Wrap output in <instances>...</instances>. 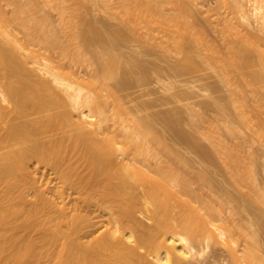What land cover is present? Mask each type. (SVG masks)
Masks as SVG:
<instances>
[{
    "label": "bare ground",
    "instance_id": "1",
    "mask_svg": "<svg viewBox=\"0 0 264 264\" xmlns=\"http://www.w3.org/2000/svg\"><path fill=\"white\" fill-rule=\"evenodd\" d=\"M8 1L15 6L12 17L7 15L0 3V264H191L190 256L204 254L211 245L221 241L220 238L222 242L237 243L235 236L238 230H245L248 225L242 223L221 229L214 224L216 217L223 216V207L221 204L222 208H217L220 203L215 200L214 204L210 191L201 192L204 187L210 189L211 184L205 182L206 177L198 173L201 187L194 186L193 176L189 177L190 174L187 176L185 171L184 174L174 168L177 163L186 165V153L166 145L168 143L161 140L163 136L157 138L161 148L155 149L150 145L157 137L153 132L156 119L151 115L153 112L143 110V114L134 115L135 118L120 105L123 112L111 119V102L104 99L101 92L81 98V89H75L74 83L63 80L48 64L44 67L31 66L36 63L34 55L11 33L8 24L15 20L23 26L33 24L35 27L31 34L42 32L36 37L33 33V39L47 45L60 44V33L52 31L54 27L51 28L49 18L44 16L39 19L29 14L39 0ZM44 1L59 3L64 20L71 18L67 12L71 0ZM85 1L77 0L76 4ZM91 1L112 7L113 0ZM156 2L161 6L166 3L164 0ZM252 2L253 11L249 10V4L246 8L245 4L249 2L239 0L234 12L250 21L252 16L255 17L257 24L258 21L260 23V29L256 31H264V0ZM174 16L183 19L179 12ZM79 17L80 12L76 11L73 18ZM172 19L168 16L166 25L157 28L162 33V39L180 50L188 39L198 43L197 46L203 44L194 32L176 31L171 26ZM145 21L149 25L154 22L149 17ZM234 22L232 25L236 22L242 25L238 20ZM244 26L239 28L236 25L235 31V27L231 26L233 32L230 26L220 29V38L228 47L225 56L223 54L222 59L218 58L226 73L223 79L231 81L227 74L236 68L239 69L238 81L243 79L252 88L264 86L263 34L255 33L249 23L242 31ZM96 33L94 28L89 27L76 30L71 37L73 49L82 56V52L90 46V38L93 39ZM66 49L63 48V51ZM97 55L101 56L100 53ZM108 55L109 58L102 63L104 70L100 69L101 73L97 71L98 78H116L120 63L114 54L109 52ZM232 65L235 66L233 69ZM38 70L50 79L40 76ZM61 90L70 97H67L69 100L64 98ZM110 95L114 97L112 93ZM66 100L70 101L68 106L79 111L76 120L72 116L73 109L71 112L65 105ZM242 103H236V107L242 109L240 117L244 126L250 128L251 123L257 125L247 117L250 111L245 114L244 108H240ZM61 107L69 108L70 112H64ZM92 113L100 116L94 129L88 121ZM121 120L132 122V131L126 132L125 128L129 130L130 126H125L126 123ZM109 122L119 130V136L134 140L144 148L136 151L125 149L123 142L118 139L110 142L107 136L104 141L102 136L106 135L108 126L111 127ZM263 125L253 132L257 140H264ZM216 151L228 159L226 165L238 175V183L251 182L249 202L264 204V194L257 185L251 163V167L237 173L240 167L235 150L222 145ZM31 161L51 167L60 180L61 186L54 190V198L51 197L54 194L49 196V183L39 185L37 176H32L29 170ZM68 191L79 195L72 204L65 201ZM227 195L224 193L221 196ZM235 199L232 198V201ZM240 200L237 199L243 201ZM96 209L108 211L112 218V230L107 228L93 239L83 241L85 236L100 227L101 217H96L95 222L94 217L89 215ZM237 209L238 206L234 205L232 211L241 212ZM140 210L141 213L149 211L150 224L136 217V211ZM254 221L257 223V215ZM252 238L253 242L243 251L229 247L232 250L229 264L264 263V256L259 254L256 230L252 232ZM150 256L155 261H151Z\"/></svg>",
    "mask_w": 264,
    "mask_h": 264
},
{
    "label": "rangeland",
    "instance_id": "2",
    "mask_svg": "<svg viewBox=\"0 0 264 264\" xmlns=\"http://www.w3.org/2000/svg\"><path fill=\"white\" fill-rule=\"evenodd\" d=\"M76 1L68 2L67 12L71 16L68 20H64L65 16L63 17L61 14L59 3L48 4L44 0H39L36 7L29 12L35 18L42 19L44 16L49 18L52 27L49 26L52 29L54 27L52 31L60 33L62 44L47 45L35 41L33 33H35L34 37L39 33L31 34L35 27L33 24L23 26L17 20L8 24L7 27L11 33L19 38L34 55L33 59L36 60V63L30 65L44 67V64H48L63 80L74 83L75 89H81V98L94 95L97 91L101 92L104 99L107 98L111 102V106L108 103L112 109H109L111 119L112 116L118 117L123 112L120 105L126 108L127 113H132V115L128 114L129 116L138 117L143 114V110H147L148 113L153 112L151 115L156 118L154 119L155 129L153 132L157 137L150 142V145H153L155 149L161 148L158 139L163 136L165 140L163 137L161 140L167 142L166 145L186 153L188 158L185 166L177 163L174 165L175 169L185 171L187 176L190 174L189 177L193 176L194 186L201 187V182L197 179L198 173L206 177L205 182L211 186L210 189L204 187L203 190L201 188V192L209 193L210 191L209 195H213L214 204L215 200L220 203L217 208L221 207V204L223 207V216L216 217L214 224L221 229L233 228L242 223L248 225L245 230L237 229L238 233L235 236L237 243L230 244L225 240L222 242V239L218 238L221 241L211 245L209 250L206 249V253L190 256L191 264H229L232 261L231 249L238 248L243 251L250 246V243L253 242L252 232L254 230L257 233L259 254L264 256V204L249 202V191L251 192L249 184L251 185V182L238 183L236 181L238 175L234 173L235 171L232 173L233 169L230 171V166L226 165L228 159L226 160L225 156L216 151L222 145L224 148L235 150L237 158L241 160V162L236 161L239 162L240 167L237 169L238 171L236 170L237 173L248 168L251 163L257 185L264 194V143H262V138V140H257L254 136L256 134L253 133L264 124V86L252 88L243 79L238 81L239 69L237 70L233 65L231 68L234 69L230 68L232 72L227 74L232 80L226 82L224 80L226 73L221 68L222 62L220 61L222 55L225 56V52H228L227 43L220 38V29H227L230 26L229 28L233 32L231 26L235 27V31L236 25L240 28L246 24L242 27L243 29L241 28L244 31L249 23L251 29L256 31V29H260L259 21L257 20V24L256 18L253 16L250 21L241 17L239 13L236 15L237 12L234 11L239 0H164L166 3L162 6L156 0H113L112 7L106 6L103 2L96 3L91 0L77 5ZM245 1L242 0V3L249 2L245 4L246 8L247 6L249 8L250 5L249 10L253 11L252 5L255 6V2H252L253 0ZM0 3L7 15L12 17L15 9L14 4L8 0H0ZM76 11L80 12V17L74 19ZM177 12L183 15V19L174 16ZM168 16L173 18L171 26H174L176 31L194 32L204 45L197 46L198 43L188 39L180 50L179 48L175 49L174 45L162 39V33L157 28L166 25ZM147 17L154 21L153 24L149 25L148 21L146 23ZM236 17L238 18L236 19ZM237 20L242 22L241 26L238 25ZM234 21L236 25H232ZM225 24L229 25L224 26ZM85 27L94 28L97 33L93 39L90 38V46L82 52L81 56L73 49L71 37L76 30ZM260 31L262 30H257L255 33L263 34L261 37L264 39V31L262 33ZM261 41L263 42V40ZM63 48L67 51L64 52ZM262 48L264 50V46ZM109 52L114 54L120 63L116 70L117 79L98 78L97 71L101 73L102 63L109 58ZM97 53H100L101 56H98ZM38 74L50 79L42 71L38 70ZM61 92L62 95H66L64 91L61 90ZM111 93L115 98L110 95ZM65 95H63L64 98H70ZM103 96L102 100H104ZM68 100L65 105L72 112L73 108L70 107L71 105L68 106L70 103ZM239 102H243L240 108H244L245 114L250 111L247 117L252 119L257 127L251 125L252 123L250 128L244 126L240 117L242 109L237 108L238 105H236ZM61 109L63 108L61 107ZM64 109V112L68 110ZM68 112L70 111L68 110ZM72 113L76 120L79 111L73 109ZM99 117L98 114L92 113V117L88 119L91 128L96 127ZM124 118L126 119V116ZM123 120L121 121L124 124ZM113 121L112 123H114ZM259 121L261 123H258ZM109 123L111 127L106 126L108 128L106 135L102 136L104 141L107 138L110 142L118 139L117 141L124 143L122 144L125 149L128 148L132 151L144 148L134 140L119 136V130L114 124ZM125 123V126H130V129L128 130L126 127L125 131H132L133 123L128 120ZM232 128L236 130L233 131ZM263 133L264 131H262ZM122 144L117 145L121 146ZM153 161L155 160L153 159ZM31 162L29 170L32 172V176H37L39 185L49 183V196L53 195L54 190L61 186L53 169L43 164H37L35 161ZM154 166L152 165V167ZM224 193L231 195L233 199L236 198L235 201L233 200V202L228 195L221 196ZM55 196L54 194L51 197ZM78 196V193L68 191L65 201L72 204ZM237 199L243 201L239 202ZM234 205H237L241 212L234 213L232 211ZM93 211L89 212V215L94 217L93 220L96 217H101L98 224L100 227H97L96 232L85 236L83 241H89L93 239L92 237L104 233L107 228L113 226L108 211L97 209ZM148 215L149 211L142 213L141 210L136 211V217L139 220L150 224L151 220ZM256 215L257 223L254 221ZM100 222L102 223L100 224ZM149 259L155 261L152 256Z\"/></svg>",
    "mask_w": 264,
    "mask_h": 264
}]
</instances>
